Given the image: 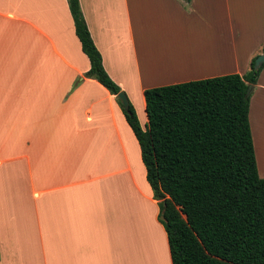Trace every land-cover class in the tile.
I'll use <instances>...</instances> for the list:
<instances>
[{"label": "crops", "instance_id": "crops-1", "mask_svg": "<svg viewBox=\"0 0 264 264\" xmlns=\"http://www.w3.org/2000/svg\"><path fill=\"white\" fill-rule=\"evenodd\" d=\"M78 4L142 130L144 90L243 75L264 41V0ZM88 69L66 0H0V264H171L136 140ZM262 92L248 123L264 122Z\"/></svg>", "mask_w": 264, "mask_h": 264}, {"label": "trees", "instance_id": "trees-1", "mask_svg": "<svg viewBox=\"0 0 264 264\" xmlns=\"http://www.w3.org/2000/svg\"><path fill=\"white\" fill-rule=\"evenodd\" d=\"M66 3L89 63L84 77L110 95L122 92L102 67L78 0ZM255 57L243 75L144 90V130L129 101L123 110L116 99L138 145L171 264H264V178L249 130L251 91L245 95L264 65L254 70Z\"/></svg>", "mask_w": 264, "mask_h": 264}, {"label": "water", "instance_id": "water-1", "mask_svg": "<svg viewBox=\"0 0 264 264\" xmlns=\"http://www.w3.org/2000/svg\"><path fill=\"white\" fill-rule=\"evenodd\" d=\"M262 63H264V56L261 54V55H258L254 61H253V66L252 68L254 70H257L261 65ZM251 91V86L248 85L247 88H246V91H245V95L247 96ZM116 99L118 100L119 104H120V107L123 109V110H126L127 109V99L125 97V95L122 93V92H118L116 95H115Z\"/></svg>", "mask_w": 264, "mask_h": 264}, {"label": "rangeland", "instance_id": "rangeland-1", "mask_svg": "<svg viewBox=\"0 0 264 264\" xmlns=\"http://www.w3.org/2000/svg\"><path fill=\"white\" fill-rule=\"evenodd\" d=\"M261 39H262V37H261ZM258 47V46H257ZM256 47V49L254 50V52L252 53L253 54V57H257L258 56V54H259V52H260V48H261V45L257 48ZM258 50V51H257ZM255 52H258V53H255ZM259 55H261V54H259ZM252 57V58H253ZM255 57V58H256ZM262 64H264V63H262ZM257 83L259 84V85H262V86H264V65H263V67L261 68V70H260V72H259V75H258V80H257ZM253 89V88H252ZM258 92H259V90H258ZM252 95H254V94H252ZM255 95H264V92H262V93H258V94H255ZM250 96H251V94H250ZM263 104H264V102H263ZM262 119V118H261ZM250 122V121H249ZM250 124V130H251V133H252V135H253V131L255 130V126H257L258 128H260L261 129V131H263L264 132V122L263 121H261V123H259V125H255V124H253V121L251 120V122L249 123ZM264 134V133H263Z\"/></svg>", "mask_w": 264, "mask_h": 264}]
</instances>
